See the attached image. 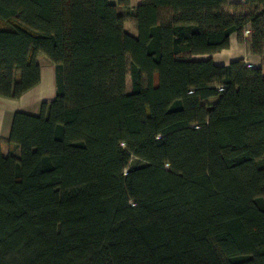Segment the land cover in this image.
<instances>
[{
  "label": "trees",
  "instance_id": "1",
  "mask_svg": "<svg viewBox=\"0 0 264 264\" xmlns=\"http://www.w3.org/2000/svg\"><path fill=\"white\" fill-rule=\"evenodd\" d=\"M130 5L0 0V96L56 70L0 139V264H264V73L201 57L264 59V0Z\"/></svg>",
  "mask_w": 264,
  "mask_h": 264
},
{
  "label": "crops",
  "instance_id": "2",
  "mask_svg": "<svg viewBox=\"0 0 264 264\" xmlns=\"http://www.w3.org/2000/svg\"><path fill=\"white\" fill-rule=\"evenodd\" d=\"M115 3L117 0H110ZM140 0H130L131 8H134ZM232 2H243L244 0H229ZM124 9L119 8L120 13H124ZM133 19V18H132ZM135 34V33H130ZM247 38L248 31L244 32ZM202 58H211L217 65H226L233 60H243L246 65L259 67L264 73V59L262 56L253 54L249 50L247 41L240 42L236 34L230 36L229 47L219 52L209 55H203ZM47 61L40 64V80L31 89L24 92L18 98H7L0 96V139L2 140V151L8 154L10 147L6 141L9 136L12 117L15 111H22L28 114L37 115L40 112V106L43 101H50L56 94V70L46 57ZM4 146L7 151L4 150ZM15 149L13 150V152ZM17 151V150H16ZM18 152V151H17ZM16 154V153H14ZM17 155V154H16Z\"/></svg>",
  "mask_w": 264,
  "mask_h": 264
},
{
  "label": "rangeland",
  "instance_id": "3",
  "mask_svg": "<svg viewBox=\"0 0 264 264\" xmlns=\"http://www.w3.org/2000/svg\"><path fill=\"white\" fill-rule=\"evenodd\" d=\"M125 29H126V31L127 32H129V33H135V25H134V22H133V19H132V17L131 16H127L126 17V19H125ZM45 56H43V55H39L38 56V62L40 63V64H43L45 61H47L45 58H44ZM131 90V81H130V77H127L126 78V91H130ZM6 146H4V150L5 151H7V149L5 148ZM10 149H12V147L10 148ZM15 149V148H14ZM14 149H12V150H14ZM17 149H15V151H14V153H18L17 151H16ZM142 163V161L140 160V159H138V158H132L131 159V161H130V163H129V166H136V165H139V164H141Z\"/></svg>",
  "mask_w": 264,
  "mask_h": 264
}]
</instances>
